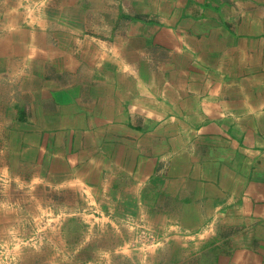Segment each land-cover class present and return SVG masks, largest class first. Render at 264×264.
<instances>
[{
	"label": "crops",
	"instance_id": "crops-1",
	"mask_svg": "<svg viewBox=\"0 0 264 264\" xmlns=\"http://www.w3.org/2000/svg\"><path fill=\"white\" fill-rule=\"evenodd\" d=\"M37 4L0 10L3 174L80 194L119 248L264 264V0Z\"/></svg>",
	"mask_w": 264,
	"mask_h": 264
},
{
	"label": "rangeland",
	"instance_id": "rangeland-1",
	"mask_svg": "<svg viewBox=\"0 0 264 264\" xmlns=\"http://www.w3.org/2000/svg\"><path fill=\"white\" fill-rule=\"evenodd\" d=\"M40 2L45 0H0V10L4 4L28 9ZM95 207L85 205L80 194H58L49 186L17 181L0 169V264H177L178 247L154 250L151 243H138V248H119L121 233L111 230V222L102 221L97 212L96 217L80 215ZM123 235L132 242L139 235L153 239L146 233Z\"/></svg>",
	"mask_w": 264,
	"mask_h": 264
}]
</instances>
